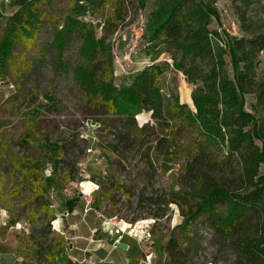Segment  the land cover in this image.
Here are the masks:
<instances>
[{"label":"trees","instance_id":"trees-1","mask_svg":"<svg viewBox=\"0 0 264 264\" xmlns=\"http://www.w3.org/2000/svg\"><path fill=\"white\" fill-rule=\"evenodd\" d=\"M41 1H16L17 9L0 37V77L7 78L17 45L41 30ZM236 1L244 2L247 8L254 2ZM157 2L142 44L149 61L127 75L123 84L117 85L114 75L112 39L125 25L130 26L127 18L131 13L139 12L129 0H74L71 13L53 32L50 46L58 52L56 65L58 69L65 67L64 51L74 38H80L81 61L73 68V79L86 95L96 124L110 138L100 143L102 155L113 163L109 154L116 156L121 170H126V161L131 158L144 166L141 187L121 184L113 175L108 178L112 190L119 194L114 201L126 193L128 199H136V208L148 211L134 216L130 223L152 217L154 226L165 227L163 221L170 220L171 205L178 207L183 222L175 228L189 235L181 243L172 230L164 246L166 264H264V80L257 77L264 34L246 26H239L238 35L223 31L226 49H218L213 39L218 34L213 23L220 17L217 0ZM106 4H111L112 11L102 17L98 37L97 27L83 17L98 14ZM167 59L193 87V107L181 103L178 96L167 105L162 93L163 75L171 66ZM46 98L49 104L56 101L49 94ZM144 111L151 112L153 123H138L136 116ZM20 139L18 146L26 153L35 145L34 128L23 131ZM42 141V159L15 157L14 173L19 180L12 193L29 198L24 213H12L7 227L15 226L23 216L28 223L38 224L29 234L32 246L26 243L25 253L22 245L18 246L20 260L34 256L35 264H81L64 257V237L52 229L58 216L49 191L55 186L58 171L65 168L68 182L84 181L78 167L84 148L70 158L75 144L72 140L53 142L46 136ZM153 153L166 163H184L176 189L156 185L158 168ZM46 163L53 167L51 174H46ZM97 183L104 187L101 179ZM76 201H67L70 210ZM102 201V197L94 201L95 210L102 211ZM203 230H207L213 249L209 257L199 254Z\"/></svg>","mask_w":264,"mask_h":264},{"label":"rangeland","instance_id":"rangeland-1","mask_svg":"<svg viewBox=\"0 0 264 264\" xmlns=\"http://www.w3.org/2000/svg\"><path fill=\"white\" fill-rule=\"evenodd\" d=\"M17 0H0V37L9 17L16 11ZM134 11L142 10L147 20L151 19L153 11L158 5L157 0H129ZM74 0H42L38 5L43 17V26L33 39L19 43L8 63L7 78L0 77V251L1 260L7 255L15 256L10 264H35V257L25 260L17 257L18 246L26 249V243L32 246L29 240L31 230L38 224H30L23 216L15 226L7 227L12 213H24L29 196H14L12 190L16 187L19 177L14 173L17 165L15 157H27L29 159H42L45 148L42 139L49 137L53 142H65L72 140L70 158L80 155L84 148V154L78 164L79 175L84 181H67L68 168L58 171L54 177L55 186L49 191V198L54 212L59 214L63 224L59 231L55 229L54 221L52 229L64 237V257L74 261H83L93 255L90 264H96L100 260L101 253L108 254L107 260L114 264H166L164 246L173 230L174 236L183 243L188 233L180 228L183 218L176 205H171L170 220L156 225L155 219H139L135 224L130 220L138 214H146L148 211L136 208V199H128L123 193L121 199L118 192L112 190L108 178L115 176L119 183L136 185L141 187L145 183L144 166L134 158L126 161V170H121L117 157L113 154L108 161L102 155L100 143L108 140L96 124V117L90 112L87 98L80 86L73 79V68L80 63L79 48L81 39L74 38L63 53L65 67L58 69L56 65L58 52L50 46L54 30L63 23L65 17L71 13ZM215 7L219 12V18L213 23L217 39L214 41L215 48H224V42L219 31L224 24L235 21L237 35L239 26L249 27L251 30L264 34V0H254L250 7L244 2L236 0H217ZM112 11L111 4H106L104 10L96 15L86 14L83 18L92 21L97 27V35L101 36V19ZM133 11V12H134ZM130 25L136 21L137 14L130 15ZM131 26L125 25L112 39L114 75L117 85L127 80V74L121 70L120 65L125 67L133 65V61H140L136 68L141 69L149 61L143 46L134 51L130 58ZM227 32V31H225ZM148 33V32H146ZM230 34L229 32H227ZM244 34V33H243ZM148 34H146L147 37ZM232 35V33L230 34ZM234 35V34H233ZM229 61L230 57L226 54ZM164 58H161L163 61ZM257 77L264 80V50L258 57ZM135 65L130 68H134ZM129 67L127 69H129ZM231 69V66H229ZM163 95L167 105L174 103V96H178L181 103H188L193 107L191 95L193 87L190 86L184 75L176 71L172 66L163 75ZM52 95L56 101L49 104L46 95ZM252 102V97L247 96ZM248 109H251L248 106ZM258 115L260 112L255 111ZM140 125L147 122L153 123L151 112H141L136 116ZM33 127L36 133L35 145L26 153L18 146L20 137L26 129ZM92 149V151H88ZM153 159L158 168L156 185L166 189L178 187V177L183 171L184 163L163 162L155 153ZM52 165L46 163V174H51ZM94 179V180H92ZM98 179L104 181V187L100 188ZM90 182L95 185L91 193L85 192L83 183ZM118 195V196H116ZM102 197V211L94 209L93 203ZM76 198L77 202L73 209L67 206V200ZM89 201V203H88ZM71 216H65L66 211ZM76 211V212H75ZM65 213V214H64ZM77 224L69 230V224ZM124 223L128 224L127 229ZM194 227V229H196ZM196 231V230H195ZM194 232V231H192ZM155 233V235H154ZM204 235L200 255L210 256L213 249L208 243L207 230L200 231ZM120 244L127 247L122 248ZM89 249L86 252L84 249ZM26 250L23 252L25 253ZM12 256V255H11ZM12 256V257H13ZM4 257V258H3ZM89 264L88 262H80ZM54 264H65L56 261ZM212 264V263H209Z\"/></svg>","mask_w":264,"mask_h":264},{"label":"built area","instance_id":"built-area-1","mask_svg":"<svg viewBox=\"0 0 264 264\" xmlns=\"http://www.w3.org/2000/svg\"><path fill=\"white\" fill-rule=\"evenodd\" d=\"M131 17V16H130ZM130 17L127 18V21L130 20ZM131 27V39H130V51L128 53V57L130 58L131 54L140 49L141 45L143 44L144 38L146 36V32H147V17L145 15V13L142 10H139L137 17H136V21L130 25ZM227 31L230 34L232 33V35H237V24L235 21H229L228 24H224L223 27L220 28L219 31ZM214 40H216V37L213 38ZM131 61V63H133L134 68H130L129 66L125 67L124 65H120L121 70L126 73L127 75H130L134 72H136L138 70V68H136L137 65L140 64V61H133L131 58L129 59ZM168 62L170 63V65L173 67L172 61L170 59H167ZM129 67V69H127ZM88 151H92V149H88ZM89 203V201H88ZM68 212L65 214V216H68ZM1 251H0V264H3L1 262Z\"/></svg>","mask_w":264,"mask_h":264},{"label":"crops","instance_id":"crops-1","mask_svg":"<svg viewBox=\"0 0 264 264\" xmlns=\"http://www.w3.org/2000/svg\"><path fill=\"white\" fill-rule=\"evenodd\" d=\"M68 201V200H67ZM77 202V201H76ZM68 212V216H71V212L69 211V210H67L66 211V213ZM76 212V211H75ZM56 213V212H55ZM65 214V213H64ZM56 215L58 216V218L54 221V226H55V229L56 230H58L59 231V228L61 227V225L63 224V221H62V219H60L59 218V214L58 213H56ZM67 216V217H68ZM76 225L77 224H71V222H70V224H69V230H72V228L73 227H76ZM86 252H88L89 251V249H87V248H85L84 249ZM90 252V251H89ZM13 253L14 252H12V256H13ZM11 255H6L5 256V258H4V263L2 262V260H1V262L3 263V264H10L11 262H12V260H13V258L15 257V256H11ZM100 255V260H99V262H103V261H108L107 260V258H108V254H105V253H101V254H99ZM15 259V258H14ZM93 261V255H90L89 257H86L83 261H79V262H88L89 264L91 263ZM108 262H110V261H108ZM112 263V262H111ZM114 264V263H113Z\"/></svg>","mask_w":264,"mask_h":264},{"label":"bare ground","instance_id":"bare-ground-1","mask_svg":"<svg viewBox=\"0 0 264 264\" xmlns=\"http://www.w3.org/2000/svg\"><path fill=\"white\" fill-rule=\"evenodd\" d=\"M95 185L90 183V182H85L83 183V188L85 190V192L87 193H91V191L94 189Z\"/></svg>","mask_w":264,"mask_h":264},{"label":"water","instance_id":"water-1","mask_svg":"<svg viewBox=\"0 0 264 264\" xmlns=\"http://www.w3.org/2000/svg\"><path fill=\"white\" fill-rule=\"evenodd\" d=\"M120 246H121L122 248H126V247H127V246L124 245V244H120Z\"/></svg>","mask_w":264,"mask_h":264}]
</instances>
